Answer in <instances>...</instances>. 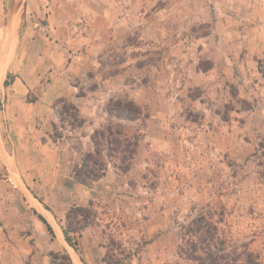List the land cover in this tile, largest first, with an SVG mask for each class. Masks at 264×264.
Listing matches in <instances>:
<instances>
[{"label":"rangeland","instance_id":"374dc122","mask_svg":"<svg viewBox=\"0 0 264 264\" xmlns=\"http://www.w3.org/2000/svg\"><path fill=\"white\" fill-rule=\"evenodd\" d=\"M49 1L3 0L9 60L25 27L46 23ZM96 1L75 0L86 9L69 20L77 36L102 42L100 66L70 81L94 102L85 121L106 125L110 99L131 100L147 117L121 123L140 139L131 169L110 167L83 186L95 225L87 244L74 236L76 250L64 252L73 264L84 247L109 264H183L179 225L210 205L223 211L226 236L264 262V0H106L111 17L100 33ZM56 112L69 132L62 105Z\"/></svg>","mask_w":264,"mask_h":264},{"label":"crops","instance_id":"0c3cea01","mask_svg":"<svg viewBox=\"0 0 264 264\" xmlns=\"http://www.w3.org/2000/svg\"><path fill=\"white\" fill-rule=\"evenodd\" d=\"M74 1H49L46 23H29L19 52L10 60L6 56L4 66L0 65V264H49V253L64 251L66 245L61 230L65 213L70 206L89 201L86 188L74 183L67 186L73 159L69 142L53 143L49 137L56 123L52 105L57 98L68 99L84 121V105L94 103L88 96L77 97L79 88L70 83L73 77L100 66L97 50L102 44L94 37L75 34L69 20L86 7L84 3L74 5ZM95 3L102 6L94 14L99 22L94 29L100 33L101 23L111 17V3ZM73 5L77 12H71ZM3 7L0 0V19ZM88 124L85 121L78 132L72 131L78 135L74 140L86 151L96 121ZM38 215L50 225L54 237ZM90 236L91 230L85 229L79 239L87 244ZM84 248L80 264H103L101 252L93 257V250Z\"/></svg>","mask_w":264,"mask_h":264},{"label":"trees","instance_id":"16d2710c","mask_svg":"<svg viewBox=\"0 0 264 264\" xmlns=\"http://www.w3.org/2000/svg\"><path fill=\"white\" fill-rule=\"evenodd\" d=\"M116 74L118 73L113 72L108 76ZM4 85L6 86V82ZM76 95L81 97L82 93L77 91ZM60 105L69 120L71 134H63L62 130L53 123L49 137L53 143L69 142L73 152L69 168L70 183L88 188L99 182L110 167L121 174H126L131 169L140 139L137 135L128 136L121 123L135 122L147 117L138 105L128 99H110L104 109L107 124L91 132L89 135L91 147L87 151L81 145L74 143L78 135H74L72 131L80 129L85 123L79 116L77 108L66 98H57L52 105L56 114H58L56 109ZM57 118H59L58 122L63 121L60 119L61 114H58ZM91 207V201H88L85 205L70 206L65 213L61 230L64 241L73 250H76L73 237H79L85 229L95 225V219H92L95 213ZM38 218L46 226L50 236L54 237L45 219L40 215ZM222 221L223 211H215L210 205L193 209V216L189 221L179 225V244L176 253L183 264H264L246 246H238L226 236L219 227ZM49 257V264H73L64 251L50 252ZM102 263L109 264L104 258Z\"/></svg>","mask_w":264,"mask_h":264},{"label":"water","instance_id":"95a60500","mask_svg":"<svg viewBox=\"0 0 264 264\" xmlns=\"http://www.w3.org/2000/svg\"><path fill=\"white\" fill-rule=\"evenodd\" d=\"M10 31H11V25H10V29L8 31H6V32L2 31V34L0 35V42H1L0 65L2 64V66H4V59L6 56H8L7 53H8V50L10 49V40H9ZM67 247H69V246L67 245Z\"/></svg>","mask_w":264,"mask_h":264},{"label":"bare ground","instance_id":"6f19581e","mask_svg":"<svg viewBox=\"0 0 264 264\" xmlns=\"http://www.w3.org/2000/svg\"><path fill=\"white\" fill-rule=\"evenodd\" d=\"M10 38H12V31H11V33H10V37H9V40H10Z\"/></svg>","mask_w":264,"mask_h":264}]
</instances>
